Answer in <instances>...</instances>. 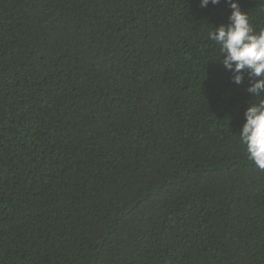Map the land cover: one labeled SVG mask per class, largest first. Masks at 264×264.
Listing matches in <instances>:
<instances>
[{
  "label": "trees",
  "instance_id": "1",
  "mask_svg": "<svg viewBox=\"0 0 264 264\" xmlns=\"http://www.w3.org/2000/svg\"><path fill=\"white\" fill-rule=\"evenodd\" d=\"M230 12L0 0V264H264L258 98L208 38Z\"/></svg>",
  "mask_w": 264,
  "mask_h": 264
},
{
  "label": "clouds",
  "instance_id": "2",
  "mask_svg": "<svg viewBox=\"0 0 264 264\" xmlns=\"http://www.w3.org/2000/svg\"><path fill=\"white\" fill-rule=\"evenodd\" d=\"M221 0H200V6L220 4ZM231 9L228 24L214 26L208 38L220 46V61L233 73L235 84L244 81L245 74L250 84L247 92L257 97L244 112L245 122L240 129V141L246 146L248 158L260 170H264V29L254 31L248 15L242 12L236 0H228Z\"/></svg>",
  "mask_w": 264,
  "mask_h": 264
}]
</instances>
